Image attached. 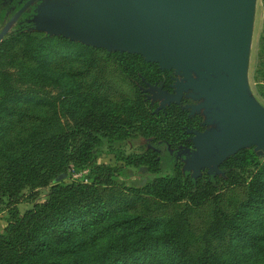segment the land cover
<instances>
[{
    "label": "trees",
    "instance_id": "16d2710c",
    "mask_svg": "<svg viewBox=\"0 0 264 264\" xmlns=\"http://www.w3.org/2000/svg\"><path fill=\"white\" fill-rule=\"evenodd\" d=\"M23 3L0 0V29ZM29 18L21 10L0 36V52L22 32L28 39L11 67L0 66V200L8 211L0 264H264V155L252 147L228 155L222 173L192 177L167 149L148 146L127 156L148 171L139 185L117 182L118 168L104 164L85 180H61L88 162L100 136L132 129L176 146L191 125L177 105L154 111L141 93L139 85L161 78L156 63L48 35ZM48 41L78 53L80 63L49 62L41 45ZM254 74L264 79V27ZM74 79L84 80V92ZM111 90L115 105L107 104ZM64 92L78 101L68 113L55 100ZM47 185L42 200L17 210L23 189Z\"/></svg>",
    "mask_w": 264,
    "mask_h": 264
},
{
    "label": "water",
    "instance_id": "95a60500",
    "mask_svg": "<svg viewBox=\"0 0 264 264\" xmlns=\"http://www.w3.org/2000/svg\"><path fill=\"white\" fill-rule=\"evenodd\" d=\"M35 0H26L0 29ZM255 0H38L29 18L35 30L87 45L138 53L180 75L173 92L143 88L154 110L181 92L198 99L203 130L190 132L191 148L179 146L182 170L192 177L222 173L219 164L243 147L264 155V105L247 80ZM156 88V92L152 89ZM63 174H58L55 180Z\"/></svg>",
    "mask_w": 264,
    "mask_h": 264
},
{
    "label": "rangeland",
    "instance_id": "374dc122",
    "mask_svg": "<svg viewBox=\"0 0 264 264\" xmlns=\"http://www.w3.org/2000/svg\"><path fill=\"white\" fill-rule=\"evenodd\" d=\"M260 1L256 0V5L258 12L257 15V23L255 29L253 31V36L251 38L250 52H249V61H248V69H247V80L249 87L253 93V95L257 98V100L264 105V89L263 85L260 84V78H255L254 67H255V59L258 50V39L262 34V29L264 27L263 16L261 15L260 10ZM43 47V51L45 53V57L49 62L57 61L59 64L66 63L65 65L77 66L80 63V55L75 51L65 49L60 46L58 43L54 41H48L41 43ZM28 47V39L26 35L22 32L16 39L15 42L11 45H8L5 49L0 52V66L2 68L11 67L15 57L19 56L22 53H25L26 48ZM27 65L31 66V56L26 61ZM44 67V66H43ZM65 82V80H63ZM63 82V83H64ZM74 87H79L77 91L84 92V80L83 79H74ZM66 86V84L64 83ZM71 88V86H66ZM57 88H50V93H54ZM87 92V91H86ZM103 92L93 91V95L96 96L97 100L103 98ZM111 91H107V98L109 105H115L118 102L117 97ZM64 96V98L62 97ZM56 103L60 106V110L64 113H68L66 111V107L70 105V103L77 104V99L72 96L69 92H64L55 96ZM62 98V99H61ZM28 103L31 104V99L28 100ZM150 103V102H149ZM156 105V101L151 102V107L154 109ZM158 141V140H155ZM150 139L149 136H142L138 134L136 130L128 129L123 133H113L106 136H100L97 142L91 148V154L87 163L80 167L70 166L67 169V174L62 181L67 180H85L87 179L89 169L93 164H104L111 165L115 168H118V172L116 174L115 180L124 185H139L148 177V171L141 166H134L127 162V156L132 153L143 152L148 146L151 148V145L155 142ZM5 145V141L0 140V146ZM251 147V146H250ZM253 149V148H252ZM177 163L182 166V158H177ZM221 164V163H220ZM219 164V168L221 170L222 167ZM202 169L201 171H204ZM200 171V173H201ZM47 186L35 187L32 189L25 188L21 192L20 200L15 204V207L19 212L24 210L26 207L30 206L34 201H40L43 199ZM8 218V211L5 206L4 199L0 200V231L2 230L6 220Z\"/></svg>",
    "mask_w": 264,
    "mask_h": 264
},
{
    "label": "flooded vegetation",
    "instance_id": "af4514ba",
    "mask_svg": "<svg viewBox=\"0 0 264 264\" xmlns=\"http://www.w3.org/2000/svg\"><path fill=\"white\" fill-rule=\"evenodd\" d=\"M20 1L24 2L26 0H20ZM34 3H36V2H34ZM24 10H27L31 16V14H32L31 13V2L25 6ZM162 71L163 72H161V78H159L157 81H154L153 83H149V84H155V85L160 84L161 89H164L167 92H173L172 84L175 81L180 80L181 76L178 74H175L171 69H162ZM146 86H147V83H145L144 85H139V89H140L141 93L143 94L144 98H147L149 101V98L147 97V95L150 94L151 92L143 90V88ZM156 91H157L156 88L152 89V92H156ZM187 92H188V90H183L181 92V95H180L178 102L171 101L169 103H165L163 107H160L158 109H163L167 105L175 104L180 109L185 111L186 121L188 124L191 125V127H187V128L196 129V130H203L206 127V125L202 123L203 115L201 114L200 110L197 111L194 109L193 111H190V106H186V107L183 106L184 104H195L198 102V99H193L190 95L187 94ZM154 101H156V105H157V100H154ZM158 109H156V110L153 109V110L157 111ZM185 133H186L185 134L186 136L183 139L184 143H182V145H176V146H169L167 144L162 145V144H160L159 141H155L151 145V147H153L157 150L167 149V151L170 155H175L176 151L179 150V148H180L179 146H186V147L191 148V140H190L191 133L186 132V130H185ZM178 157H181V156L177 155L176 160Z\"/></svg>",
    "mask_w": 264,
    "mask_h": 264
},
{
    "label": "crops",
    "instance_id": "0c3cea01",
    "mask_svg": "<svg viewBox=\"0 0 264 264\" xmlns=\"http://www.w3.org/2000/svg\"><path fill=\"white\" fill-rule=\"evenodd\" d=\"M260 10H261V15L263 16L264 18V8H263V5H262V0L260 1ZM258 13L260 14V12H258V9H257V5H256V0H255V7H254V15H253V24H252V34H251V38L253 36V31L255 29V26H256V23H257V15ZM264 23V21H262ZM258 23H259V20H258ZM251 45V44H250ZM258 79V78H257ZM260 84L263 85V89H264V79H261L260 78Z\"/></svg>",
    "mask_w": 264,
    "mask_h": 264
}]
</instances>
